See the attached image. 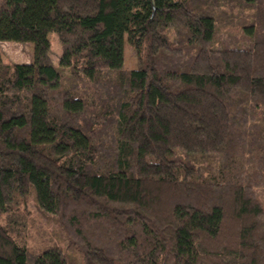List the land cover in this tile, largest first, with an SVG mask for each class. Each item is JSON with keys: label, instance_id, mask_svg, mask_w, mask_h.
Returning <instances> with one entry per match:
<instances>
[{"label": "trees", "instance_id": "trees-1", "mask_svg": "<svg viewBox=\"0 0 264 264\" xmlns=\"http://www.w3.org/2000/svg\"><path fill=\"white\" fill-rule=\"evenodd\" d=\"M0 42V264H264V0H0Z\"/></svg>", "mask_w": 264, "mask_h": 264}, {"label": "rangeland", "instance_id": "rangeland-1", "mask_svg": "<svg viewBox=\"0 0 264 264\" xmlns=\"http://www.w3.org/2000/svg\"><path fill=\"white\" fill-rule=\"evenodd\" d=\"M51 42L50 56L55 66H59V60L62 55V46L57 34L52 33L49 36ZM35 46L33 43H15L0 42V54L6 64H27L31 63L34 58ZM127 70H135L138 68V61L133 48L128 42L125 44V63ZM26 207V211H25ZM21 212L28 215L33 221L34 238L41 239L48 236L53 241L64 239L61 237L60 228L56 219L42 212L35 202L33 196L28 198L26 204L23 205ZM2 224V222H0ZM67 243H64L66 245Z\"/></svg>", "mask_w": 264, "mask_h": 264}]
</instances>
